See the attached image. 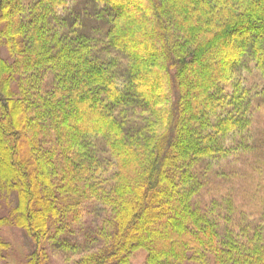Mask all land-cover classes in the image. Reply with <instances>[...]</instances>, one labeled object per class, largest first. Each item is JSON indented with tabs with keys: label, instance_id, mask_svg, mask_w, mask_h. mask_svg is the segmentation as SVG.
Returning <instances> with one entry per match:
<instances>
[{
	"label": "trees",
	"instance_id": "1",
	"mask_svg": "<svg viewBox=\"0 0 264 264\" xmlns=\"http://www.w3.org/2000/svg\"><path fill=\"white\" fill-rule=\"evenodd\" d=\"M262 107L264 0H0V264H264Z\"/></svg>",
	"mask_w": 264,
	"mask_h": 264
},
{
	"label": "rangeland",
	"instance_id": "2",
	"mask_svg": "<svg viewBox=\"0 0 264 264\" xmlns=\"http://www.w3.org/2000/svg\"><path fill=\"white\" fill-rule=\"evenodd\" d=\"M254 124L255 125H253L254 130H253V141H252L253 150H251V152H249L247 156L246 155L241 156L237 161L234 160L235 162H232L233 163L232 166L231 164L227 163L224 166L222 165V169H221L224 170L226 173H228L227 174L228 176H233V175L235 176L233 178V181L234 184H236L234 186L237 187L238 191L240 189L241 184L248 189L251 187L250 176L249 174H245V169H247V167H250L249 164H252V162H254L256 165L262 164L261 166H264V107H262V109L258 110V112L254 114ZM7 159L8 158H6L2 149H0V161L6 163ZM248 160H250L249 163ZM233 166L235 167V170H232ZM15 178L17 179L16 174H15ZM231 182L232 181L230 180L229 184ZM226 183L228 182L226 181ZM215 185H222L225 188V189L223 188L224 190H227V188L230 187L226 185L223 180L219 181L218 179ZM238 197L242 199V197L240 196ZM5 234L8 236V239H10L11 242L13 243L12 247L16 249L13 253L16 252V254L18 255L17 256L13 254L14 257L11 255L12 257L11 259L9 258L10 259L9 264H23L20 261L24 260L26 250L29 248V240L19 229L14 230L12 228H8L5 230ZM145 259H146V250L142 248L135 250L131 255L132 264H145ZM54 260L56 259L54 258ZM54 260L52 258L53 264H54ZM57 261H55V264H59V260Z\"/></svg>",
	"mask_w": 264,
	"mask_h": 264
}]
</instances>
